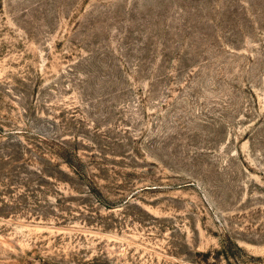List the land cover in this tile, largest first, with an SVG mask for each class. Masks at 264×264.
I'll use <instances>...</instances> for the list:
<instances>
[{
	"label": "rangeland",
	"instance_id": "1",
	"mask_svg": "<svg viewBox=\"0 0 264 264\" xmlns=\"http://www.w3.org/2000/svg\"><path fill=\"white\" fill-rule=\"evenodd\" d=\"M93 256L264 264V0H0V264Z\"/></svg>",
	"mask_w": 264,
	"mask_h": 264
},
{
	"label": "trees",
	"instance_id": "2",
	"mask_svg": "<svg viewBox=\"0 0 264 264\" xmlns=\"http://www.w3.org/2000/svg\"><path fill=\"white\" fill-rule=\"evenodd\" d=\"M68 156V155H67ZM66 163L69 165V167H72L73 168V171H78L80 170L78 167H76V165H74L70 159V157H67V159H65ZM77 161L79 162V165L81 164L82 165V162L80 159H77ZM126 202V201H125ZM77 264H100L98 261H97V257L96 256H93L89 259H86V261H82L81 263H77Z\"/></svg>",
	"mask_w": 264,
	"mask_h": 264
}]
</instances>
